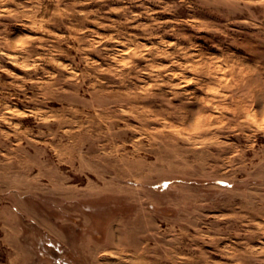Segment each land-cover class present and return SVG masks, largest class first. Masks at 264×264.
<instances>
[{"label":"rangeland","instance_id":"1","mask_svg":"<svg viewBox=\"0 0 264 264\" xmlns=\"http://www.w3.org/2000/svg\"><path fill=\"white\" fill-rule=\"evenodd\" d=\"M0 264H264V0H0Z\"/></svg>","mask_w":264,"mask_h":264}]
</instances>
